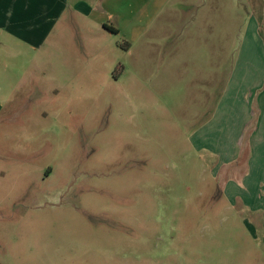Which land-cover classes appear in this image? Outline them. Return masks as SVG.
<instances>
[{
    "label": "rangeland",
    "instance_id": "374dc122",
    "mask_svg": "<svg viewBox=\"0 0 264 264\" xmlns=\"http://www.w3.org/2000/svg\"><path fill=\"white\" fill-rule=\"evenodd\" d=\"M253 16L264 0H171L138 40L70 50L76 79L28 65L0 117V264H264V209L229 200L197 134L260 58Z\"/></svg>",
    "mask_w": 264,
    "mask_h": 264
},
{
    "label": "crops",
    "instance_id": "0c3cea01",
    "mask_svg": "<svg viewBox=\"0 0 264 264\" xmlns=\"http://www.w3.org/2000/svg\"><path fill=\"white\" fill-rule=\"evenodd\" d=\"M170 1L0 0V117L26 84L28 65L55 80L76 79L70 50L79 48L86 57L102 55L107 49L103 37L138 40L150 17ZM251 27L248 49L261 51L260 58L245 55L238 61L239 82L227 88L197 134L200 149L214 154L216 172L227 178L224 193L229 200L264 209V40L257 35L254 16Z\"/></svg>",
    "mask_w": 264,
    "mask_h": 264
},
{
    "label": "trees",
    "instance_id": "16d2710c",
    "mask_svg": "<svg viewBox=\"0 0 264 264\" xmlns=\"http://www.w3.org/2000/svg\"><path fill=\"white\" fill-rule=\"evenodd\" d=\"M262 17V16H261ZM263 19L264 18H260L259 17V24H260V26H261V23H263ZM104 27H105V29H107L108 31H110V32H112L113 34H116V35H119L120 34V31L118 30V29H116V28H113V27H111V26H109V25H104ZM125 44H128L127 42H124ZM129 45V44H128Z\"/></svg>",
    "mask_w": 264,
    "mask_h": 264
}]
</instances>
